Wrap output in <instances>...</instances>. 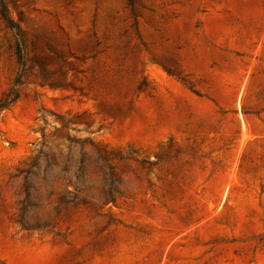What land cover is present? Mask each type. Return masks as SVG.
Wrapping results in <instances>:
<instances>
[{"label":"rangeland","instance_id":"rangeland-1","mask_svg":"<svg viewBox=\"0 0 264 264\" xmlns=\"http://www.w3.org/2000/svg\"><path fill=\"white\" fill-rule=\"evenodd\" d=\"M0 1V264H264V0Z\"/></svg>","mask_w":264,"mask_h":264},{"label":"trees","instance_id":"trees-1","mask_svg":"<svg viewBox=\"0 0 264 264\" xmlns=\"http://www.w3.org/2000/svg\"><path fill=\"white\" fill-rule=\"evenodd\" d=\"M0 14L5 20L6 24L10 28H17V25L14 23V21L9 17L6 7L3 4L2 1H0ZM21 36V35H20ZM21 38V39H20ZM16 42V58L18 63L22 66L24 65V52H23V40L22 37H20ZM16 82V81H15ZM17 97V91L16 89L12 88V90L9 93V97L7 100L0 103V108L4 107L8 104V102H11L14 98Z\"/></svg>","mask_w":264,"mask_h":264}]
</instances>
